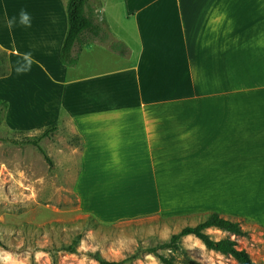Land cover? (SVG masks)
Returning <instances> with one entry per match:
<instances>
[{"label": "crops", "instance_id": "obj_1", "mask_svg": "<svg viewBox=\"0 0 264 264\" xmlns=\"http://www.w3.org/2000/svg\"><path fill=\"white\" fill-rule=\"evenodd\" d=\"M50 1L0 0L3 124L78 138L81 213L110 224L217 212L264 235V0H88L102 33L71 68L59 59L68 0Z\"/></svg>", "mask_w": 264, "mask_h": 264}, {"label": "rangeland", "instance_id": "obj_2", "mask_svg": "<svg viewBox=\"0 0 264 264\" xmlns=\"http://www.w3.org/2000/svg\"><path fill=\"white\" fill-rule=\"evenodd\" d=\"M5 68V63L1 62L0 71H5ZM42 133V130L9 131L3 119L0 121V240L5 245L0 247V264H32V258L34 264H54L48 250L70 244L77 230L83 235L78 253H55L56 264H99L88 255L95 252L107 260L120 261L137 251L158 246L183 227L199 222L196 218L164 219L160 216L110 224L97 219L90 221V216L81 213L74 189L80 172L81 145L78 138L62 132L56 133L52 140L46 138L41 141V146L53 159L51 168L37 148L27 143L38 139ZM60 151L66 153L65 162H61ZM81 220L84 223H79ZM247 226L253 231L252 236L233 239L262 263L264 235L254 231V226ZM224 235L222 231L211 234L214 239ZM181 246L196 264H237L225 255L207 250L192 236L183 238ZM160 253L172 255L164 250ZM176 262L184 264L180 258ZM132 264L160 263L153 254L144 253Z\"/></svg>", "mask_w": 264, "mask_h": 264}, {"label": "trees", "instance_id": "obj_3", "mask_svg": "<svg viewBox=\"0 0 264 264\" xmlns=\"http://www.w3.org/2000/svg\"><path fill=\"white\" fill-rule=\"evenodd\" d=\"M65 14L67 18V31L62 47H60L59 59L63 66L71 68L77 65L84 47L100 37L102 28L96 21L95 15L88 11V0H68ZM112 49L120 55H126L127 52L123 46L117 44L112 45ZM1 62L5 63L6 66L5 71H0V76H4L7 74V54L5 52H2ZM7 108V103L0 101V121L3 119ZM42 131L43 133L38 139L28 140L27 143L35 146L46 163L52 168L54 166L53 159L41 146V141L46 138L53 139V136L58 131V124L51 125ZM14 143L19 144L16 141ZM89 219L90 221L96 220L92 216ZM198 221L195 225L183 227L178 233L173 234L168 241L158 244V246L137 251L135 254L120 261L107 260L99 252L88 253V255L99 264H132L135 260H139L144 253L156 256L160 264H177L176 261L179 258L184 261V264H196L188 257V252L186 253L181 246L182 239L192 235L207 250L225 255L227 258L233 259L237 264H258L251 254L247 250L241 249L238 242L233 239L234 237H249L251 231L244 227L243 223H245V220L227 218L220 213L210 212L198 218ZM79 223H84V221L81 220ZM54 225H57V223ZM209 229L225 232L226 236L216 240L208 233ZM76 234L70 244H64L59 248L54 247L48 250V253L52 255L54 264H56L55 253H78V246L83 235L78 230ZM4 246V243L0 240V247ZM161 250L168 251L172 255L165 256V254L160 253ZM32 264H34V258H32Z\"/></svg>", "mask_w": 264, "mask_h": 264}, {"label": "clouds", "instance_id": "obj_4", "mask_svg": "<svg viewBox=\"0 0 264 264\" xmlns=\"http://www.w3.org/2000/svg\"><path fill=\"white\" fill-rule=\"evenodd\" d=\"M16 22H17V17L13 16L11 18H8L6 20L7 27L9 29H12ZM19 23L21 25L26 26V27H31V17L25 10H21L20 13H19ZM22 59L26 63H25V65H21V66L17 67L16 71H17L18 74L30 70L31 64L33 62L32 59H31V53H25L23 55Z\"/></svg>", "mask_w": 264, "mask_h": 264}]
</instances>
